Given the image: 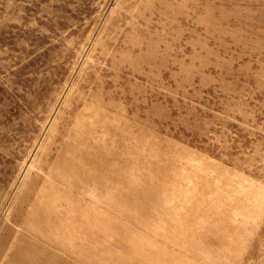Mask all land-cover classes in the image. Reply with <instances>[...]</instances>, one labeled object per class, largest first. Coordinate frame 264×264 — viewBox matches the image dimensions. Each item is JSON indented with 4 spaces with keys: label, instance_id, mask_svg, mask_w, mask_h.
<instances>
[{
    "label": "rangeland",
    "instance_id": "rangeland-1",
    "mask_svg": "<svg viewBox=\"0 0 264 264\" xmlns=\"http://www.w3.org/2000/svg\"><path fill=\"white\" fill-rule=\"evenodd\" d=\"M0 264H264V0H0Z\"/></svg>",
    "mask_w": 264,
    "mask_h": 264
}]
</instances>
